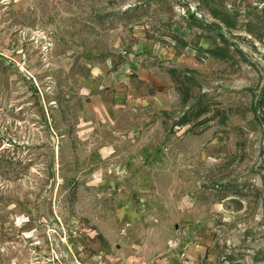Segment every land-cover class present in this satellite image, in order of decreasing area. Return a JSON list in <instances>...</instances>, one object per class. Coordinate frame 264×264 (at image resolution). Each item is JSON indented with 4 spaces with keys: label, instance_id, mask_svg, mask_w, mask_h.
Returning a JSON list of instances; mask_svg holds the SVG:
<instances>
[{
    "label": "rangeland",
    "instance_id": "obj_1",
    "mask_svg": "<svg viewBox=\"0 0 264 264\" xmlns=\"http://www.w3.org/2000/svg\"><path fill=\"white\" fill-rule=\"evenodd\" d=\"M134 150L145 227L264 264V0H0V264H114Z\"/></svg>",
    "mask_w": 264,
    "mask_h": 264
},
{
    "label": "crops",
    "instance_id": "obj_2",
    "mask_svg": "<svg viewBox=\"0 0 264 264\" xmlns=\"http://www.w3.org/2000/svg\"><path fill=\"white\" fill-rule=\"evenodd\" d=\"M114 109L115 107L110 110V113L113 114ZM116 119L120 120L119 118ZM116 119L104 120L106 126L114 128L110 134L112 138L116 139L110 143L109 151L112 153L109 154L110 156H115L117 151L114 144L118 141L117 133L120 134V132L116 129L121 130V126H119L121 122L116 124ZM139 152L136 150L132 153L128 152L126 170L124 168L118 170L119 173L125 174L122 178L121 187L118 188V204L123 205L125 215H106L104 220V223H108L105 224V238L114 246L116 255L114 257L108 256V260L113 261L114 264H206L204 261L207 255L205 244L196 243L194 239L190 240L192 236L187 231L182 230L177 231L178 237L182 239L181 245L175 247L174 233L171 231L162 232L165 225L173 223V221L175 223L174 216H160L157 219L159 225L162 224V226L156 225L152 228L149 222H146L148 226L145 227L142 221L145 218L136 212V204L132 203L130 195L136 191H142V189L149 190L151 186L155 185L152 171L143 165L141 166L140 163L138 164L141 156ZM117 166L114 168L116 169ZM140 167H143V170ZM113 173L117 174L116 171ZM139 223L143 225L138 227ZM139 228H142L141 232H138Z\"/></svg>",
    "mask_w": 264,
    "mask_h": 264
},
{
    "label": "trees",
    "instance_id": "obj_3",
    "mask_svg": "<svg viewBox=\"0 0 264 264\" xmlns=\"http://www.w3.org/2000/svg\"><path fill=\"white\" fill-rule=\"evenodd\" d=\"M170 73H171V75H172V78L175 80V82L177 83V89L178 90H180V91H182L184 88H185V86H184V81L183 80H180L179 78L180 77H186L185 76V74H183V73H178V71L176 70V69H174V68H172L171 70H170ZM185 100H186V96H185ZM203 112V109H200L198 112H197V116L198 115H200L201 113Z\"/></svg>",
    "mask_w": 264,
    "mask_h": 264
}]
</instances>
